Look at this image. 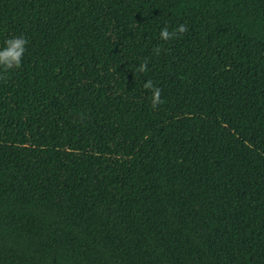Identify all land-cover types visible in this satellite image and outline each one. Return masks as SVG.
I'll use <instances>...</instances> for the list:
<instances>
[{
    "label": "trees",
    "instance_id": "1",
    "mask_svg": "<svg viewBox=\"0 0 264 264\" xmlns=\"http://www.w3.org/2000/svg\"><path fill=\"white\" fill-rule=\"evenodd\" d=\"M12 36L0 264H264V0H0Z\"/></svg>",
    "mask_w": 264,
    "mask_h": 264
},
{
    "label": "clouds",
    "instance_id": "2",
    "mask_svg": "<svg viewBox=\"0 0 264 264\" xmlns=\"http://www.w3.org/2000/svg\"><path fill=\"white\" fill-rule=\"evenodd\" d=\"M187 31L184 24H178L169 30L168 26H164L159 31V38L163 41H168ZM28 41L24 36H12L3 41L0 46V70H12L21 67L25 55ZM156 55H160L161 48L155 46L153 49ZM148 69V60L143 62L134 69L137 73H145ZM143 88L151 91V106L156 108L162 103L160 89L154 86L152 80H147L143 83Z\"/></svg>",
    "mask_w": 264,
    "mask_h": 264
}]
</instances>
